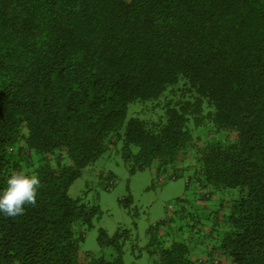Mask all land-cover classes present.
<instances>
[{"label":"trees","instance_id":"trees-1","mask_svg":"<svg viewBox=\"0 0 264 264\" xmlns=\"http://www.w3.org/2000/svg\"><path fill=\"white\" fill-rule=\"evenodd\" d=\"M118 144L131 173L186 174L196 196L139 264H264V0H0V190L42 183L0 214V264H127L129 228L80 251L101 210L68 193Z\"/></svg>","mask_w":264,"mask_h":264},{"label":"rangeland","instance_id":"rangeland-1","mask_svg":"<svg viewBox=\"0 0 264 264\" xmlns=\"http://www.w3.org/2000/svg\"><path fill=\"white\" fill-rule=\"evenodd\" d=\"M171 172L168 170L158 175L154 167H148L131 173L119 144L108 148L93 164L84 168L68 193L73 198L80 196L98 204L101 212L92 218V226L84 233L80 251L85 254L103 250L109 255L111 247L101 249L98 244V229L104 228L109 235H113L121 226L132 230L133 241L139 246L138 250L132 252L134 243L130 240L126 242L125 262L142 263L146 256L143 246L148 242V228L168 214H173L179 208L178 204L181 205V198L192 200L196 197L188 189L186 174L172 177ZM127 196L132 201L125 207L122 199ZM214 255L220 258V251ZM201 258L205 260L207 257ZM215 264H219V261Z\"/></svg>","mask_w":264,"mask_h":264},{"label":"clouds","instance_id":"clouds-1","mask_svg":"<svg viewBox=\"0 0 264 264\" xmlns=\"http://www.w3.org/2000/svg\"><path fill=\"white\" fill-rule=\"evenodd\" d=\"M40 188L41 179L34 170L12 171L0 190V214L9 218L24 214L26 205L35 206Z\"/></svg>","mask_w":264,"mask_h":264}]
</instances>
